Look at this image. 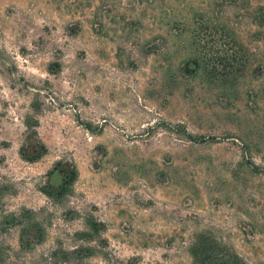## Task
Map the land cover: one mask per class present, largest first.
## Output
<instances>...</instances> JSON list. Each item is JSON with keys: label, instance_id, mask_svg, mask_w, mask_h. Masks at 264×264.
I'll return each mask as SVG.
<instances>
[{"label": "rangeland", "instance_id": "374dc122", "mask_svg": "<svg viewBox=\"0 0 264 264\" xmlns=\"http://www.w3.org/2000/svg\"><path fill=\"white\" fill-rule=\"evenodd\" d=\"M0 264H264V0H0Z\"/></svg>", "mask_w": 264, "mask_h": 264}, {"label": "trees", "instance_id": "16d2710c", "mask_svg": "<svg viewBox=\"0 0 264 264\" xmlns=\"http://www.w3.org/2000/svg\"><path fill=\"white\" fill-rule=\"evenodd\" d=\"M186 136H187L190 140H193V141H199V140L204 139L203 137H197V136H194V135H192L191 133H186ZM41 148L44 149V146L41 145ZM40 154H41V153H36V154L33 155L32 157H27V156L25 155L24 158H26V159H28V160H36L37 158H39ZM75 175H76V173H75V171H74V169H73V170H72V173H71V176H70L71 179H70V181H67L66 184L70 183V182L74 179ZM60 188H61V189H63V188L65 189V187L63 186V184L60 186ZM234 258H236V257H234Z\"/></svg>", "mask_w": 264, "mask_h": 264}]
</instances>
